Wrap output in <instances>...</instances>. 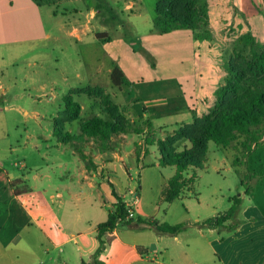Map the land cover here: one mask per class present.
<instances>
[{"label": "rangeland", "instance_id": "rangeland-1", "mask_svg": "<svg viewBox=\"0 0 264 264\" xmlns=\"http://www.w3.org/2000/svg\"><path fill=\"white\" fill-rule=\"evenodd\" d=\"M156 1L158 0H143L146 13L139 19L134 14L140 7V0L136 7L127 10L124 1L118 8L108 1L106 3L108 12L111 8L114 10L110 16L122 22L124 28L121 33L131 39L132 31L129 27L125 28L126 21L134 18L136 30L142 35L148 29L146 15H155ZM207 2L209 25L204 28L209 30L210 37L199 39L196 34H201L200 32L185 29L192 33L197 86L194 112L198 117L205 116L216 108L217 91L227 84L230 63L251 64L257 54H264V0ZM27 12L26 18L22 13L20 16L16 15L20 21L10 25L11 37L6 34L4 40L0 38V201H6L5 204H0V218L3 215L7 217V211L11 210V220L6 232H19L22 238L32 241V244L37 243L38 237V262L35 264H78L80 252L75 241L66 248H56L43 236L47 233L55 240L57 234L68 239L70 231L98 232V221H105L109 209L100 204L94 189H90L86 182L82 183L81 166L84 161L89 164L85 160L88 158L86 151L90 152L91 163L93 155L99 151L107 152L106 157L111 159L109 151L115 149V142L112 143L114 145L110 142L106 145L98 137L87 138L86 135H81L84 122L98 115L108 118L99 108L102 98L90 97L81 91L88 87H99L105 89L106 94L122 93L113 86L106 71L105 74H97L100 62L107 63L106 69L109 66L108 57L104 58L97 46L55 41L56 32L51 30L54 26L52 23L46 25L50 39L38 41V13L30 8ZM21 21L26 22L25 28ZM110 33L115 35V30ZM181 38L180 35H173L165 39L174 43L175 39L181 41ZM18 39L23 42L16 43ZM134 47L136 52L142 53L139 44H134ZM182 49L179 42H176L170 47L171 55L178 56ZM181 87L180 77L173 76L158 79L151 85L136 82L128 93L131 94V102L136 100V105L142 107L148 101L152 104L156 99H183ZM70 93H73L74 101L84 108L78 122L60 120L68 101L65 97L71 96ZM115 100L119 103V98ZM182 106L180 103L179 107ZM171 121L191 123L192 112L188 115L181 114ZM131 128L134 130L138 127L131 125ZM176 128L177 126L169 127L165 139L177 136L175 133L179 129ZM148 135L152 136L150 132ZM150 138L157 140L156 136ZM244 139L240 136L227 149L210 142L202 167H191L185 173L186 178L196 175L192 189L186 190L171 205L161 204L157 209L158 217L172 226L183 223L188 226L196 217H204L207 213L202 211L203 208L211 209L213 204L224 214L222 209H227L229 199L235 200L244 192L247 193L248 189L251 191L257 187V184L261 186L258 187L259 191L256 190L254 199L264 208V196L261 192L264 184V138L250 152L240 144ZM139 143L138 149L146 151L145 143ZM182 144L184 140L177 144L178 151L183 150ZM125 148L127 151L133 150V143L125 145ZM133 158L135 160L134 156L127 157L124 163L130 167ZM136 169H133V176ZM9 173L19 177L15 184L20 189L28 191L30 188L32 192L24 193L18 200L12 201L14 198L11 188L4 183V180L7 182L5 178ZM22 181L24 183L21 185ZM124 183L127 187L131 181L126 177ZM57 193H62V197L57 196ZM52 195L54 199H51ZM222 196L225 197L223 203ZM23 208L30 210L32 217L37 220L41 216L46 217L41 223L43 227H37ZM28 220L29 225L23 227L22 224ZM131 220L136 221L135 217ZM52 221L57 222L59 230L51 227ZM187 226L184 230L188 229ZM128 228L131 227H117L118 230ZM188 230L193 238L197 236L194 228L190 227ZM137 255V249L127 248L117 241L112 247H108L105 264H117L121 260L128 264H138Z\"/></svg>", "mask_w": 264, "mask_h": 264}, {"label": "crops", "instance_id": "crops-1", "mask_svg": "<svg viewBox=\"0 0 264 264\" xmlns=\"http://www.w3.org/2000/svg\"><path fill=\"white\" fill-rule=\"evenodd\" d=\"M106 1L114 5L115 8H118V5L124 1L125 10H127L130 7H136L138 0H0V38L4 40L6 34L11 37L10 25L17 24L19 20L16 15L20 16L22 13L21 15L26 18L28 8H30L38 13V28L40 30L38 41L50 39L51 35L46 25L52 23L54 26L51 30L53 29L57 33H55V41L97 46L102 51L103 57H108L109 66L106 69L107 63L100 62L97 74H105L106 71L111 79L115 68H119L123 72L128 84L121 89L117 88L122 94L107 93L118 105L120 112L129 124L138 128L112 136L110 143L115 142V145L112 144L115 149L109 151L111 159L106 157L107 152L99 151L93 155L91 163L90 152L86 151L88 158L85 160L89 164L84 161L85 163L83 162V166H81L83 170L81 181L82 183L86 182L90 189H94L100 204L109 209L105 221H98L97 228L108 220L109 213L114 210V206L118 202L113 191L126 203L131 201L130 191L137 192V198L132 204L135 220L153 218L159 224L167 223L158 217L157 209L164 203V193L168 186L167 180L175 175L176 167L161 164V153L157 141L165 139L169 133L167 131L169 127L177 126L176 129H178L181 125L194 122L197 86L194 74L192 33L185 29L169 34L157 33L153 25L154 15L150 17L147 14L148 29L142 35L136 30L134 18L129 22L126 21L125 28L129 27L132 31V37L128 39L121 33L124 28L122 22L120 23L110 16L114 10L111 8L108 12ZM140 1V7L134 14L137 19L146 13L143 0ZM158 1L155 2L154 10ZM121 14H124V11H121ZM25 24L26 22L23 21L24 28ZM112 30H115V35L110 33ZM97 34H101L103 40L98 39ZM173 35H180L181 41L175 39L172 43L165 39L167 36ZM21 42L23 41L20 39L16 41V43ZM176 42H179L183 49L178 56H172L170 47ZM134 44L141 46L142 53L136 52ZM173 76L180 77L181 88L184 92L182 93L183 99L180 97L156 99L152 104H149L148 101L147 105L142 107L136 105V100L131 102V94L128 91L136 82L142 81L151 85L158 79H167ZM115 98H119V103ZM180 103L183 105L182 107H179ZM83 109L82 106V111ZM189 112H192L193 116L191 123H185V121L173 123L171 121L181 114L188 115ZM78 121L80 119L73 122ZM149 132L152 136H156L157 140L150 138L152 136L148 135ZM131 142L134 149L127 151L125 145H129ZM139 142L145 143L146 151L142 152L141 148L138 149ZM184 145L191 146L189 142ZM132 156L135 157V160L134 158L131 160L129 167L124 162L127 157L131 158ZM135 167L137 168L136 174L133 176ZM126 177L131 181L127 187L124 185ZM99 178L101 180L98 181ZM5 179L7 182L4 180V183H7L6 185L11 188L10 192L13 193L12 201L18 200L24 193L32 192L30 188L28 191H25L24 188L20 189L19 185L15 184V180L19 177L12 173L7 174ZM23 183L24 181L20 182L21 185ZM256 186V189L253 188L238 197L241 200V205L232 217L227 215L234 201L232 199H229L227 209H222L224 214L220 213L215 204L211 206V209L203 208L202 211L207 214L204 217H196L194 221H189L190 224L187 226L188 229L192 227L196 230L197 236L194 238L188 229L178 235H169L144 225H133L126 230L116 228L109 234L110 244L99 257L94 259L93 256L99 247L97 232L76 233L70 231L68 239H65L64 235L57 234L55 240H52L47 233H44L43 237L56 248H66L75 241L77 250L80 252L78 264H105L108 247H112L117 241L127 248L137 249L139 255H137L136 261L138 264L150 262L152 264H264V208L254 199L255 192L261 185L257 184ZM261 192L264 196V184ZM57 196L62 197V193H57ZM224 198L221 199L222 203ZM51 199H54V195L51 196ZM1 203L5 204L6 201H0ZM23 209L37 227H43L41 223L47 219L46 217L41 216L37 220L32 217L30 210ZM7 213V217L3 215L0 218V264H32V262L35 264L38 262V237L37 243L32 244V241L29 242L22 238L19 232L7 233L6 228L11 220V210H8ZM209 219L213 220L211 224L208 223ZM219 219L224 221L219 223ZM29 222V220L24 222L22 226L29 225ZM51 227L59 230V225L55 221L51 222ZM117 264L128 263L121 260Z\"/></svg>", "mask_w": 264, "mask_h": 264}, {"label": "trees", "instance_id": "trees-1", "mask_svg": "<svg viewBox=\"0 0 264 264\" xmlns=\"http://www.w3.org/2000/svg\"><path fill=\"white\" fill-rule=\"evenodd\" d=\"M208 11L207 0H159L154 13V30L160 34H168L180 29H191L201 33L196 34V38H209V30L204 28L209 25ZM97 38L103 40L101 34H97ZM227 72V84L217 91L216 108L202 117L194 115V122L181 125L179 131L175 133L177 136L157 141L161 164L176 167L175 175L167 180L168 186L163 200L167 205L179 199L186 190L192 189L196 175L186 178L185 173L191 167H202L210 142L227 149L243 136L245 139L240 144L250 152L254 149L252 147H256L264 138V54H257L251 64L232 62L228 65ZM111 81L118 89L128 84L119 68L113 70ZM81 92L90 97L102 98L100 109L108 116L105 119L98 115L84 122L81 126V135L98 137L107 145L111 142L112 136L132 131L131 125L120 112L118 105L112 101L110 94L105 93V89L88 87ZM72 94L65 97L68 101L65 111L61 114L63 118L60 117L62 122L80 119L82 106L74 101ZM183 140L184 144L189 142L191 146L182 144L183 150L178 151L177 144ZM113 193L118 202L109 213L108 220L98 226L99 247L93 256L94 259L105 251L111 242L109 234L120 225H144L169 235H178L187 226L186 223L174 226L168 223L159 224L153 218L127 221L130 208L122 197L115 191ZM240 205L241 200L236 198L227 215L234 216ZM212 221L209 220L208 223L211 224ZM221 221L224 220H218L219 223Z\"/></svg>", "mask_w": 264, "mask_h": 264}, {"label": "built area", "instance_id": "built-area-1", "mask_svg": "<svg viewBox=\"0 0 264 264\" xmlns=\"http://www.w3.org/2000/svg\"><path fill=\"white\" fill-rule=\"evenodd\" d=\"M130 194H131V201L128 202V206H129V215L127 217V220H131L135 217L134 215V211H133V208H132V204L135 202L136 198H137V192L134 190V191H130Z\"/></svg>", "mask_w": 264, "mask_h": 264}]
</instances>
